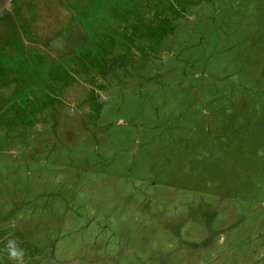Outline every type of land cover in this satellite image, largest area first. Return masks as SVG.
<instances>
[{
	"label": "rangeland",
	"instance_id": "rangeland-1",
	"mask_svg": "<svg viewBox=\"0 0 264 264\" xmlns=\"http://www.w3.org/2000/svg\"><path fill=\"white\" fill-rule=\"evenodd\" d=\"M12 1L33 11L27 92L0 71V102L20 89L0 107V249L264 264V0ZM11 33L0 13L1 49ZM58 39L61 64L38 47Z\"/></svg>",
	"mask_w": 264,
	"mask_h": 264
},
{
	"label": "crops",
	"instance_id": "crops-1",
	"mask_svg": "<svg viewBox=\"0 0 264 264\" xmlns=\"http://www.w3.org/2000/svg\"><path fill=\"white\" fill-rule=\"evenodd\" d=\"M8 5H10V6L13 5L12 9H14L16 11V13L20 16V18L22 20L21 27L23 30H25V28H26L25 26L30 24V17H31L30 13L33 11V8L31 7L29 9L30 13L28 12L26 15L29 19H27L24 17V15H25V14H23L24 10H22L21 14L18 13V11L16 10V7H15V4L13 3L12 0H8ZM20 8L25 9L22 7H20ZM10 27L11 26H9V27L7 26V28H10ZM12 27H13L14 33H11L10 41L7 44H5V48H3V49L0 48V71H4V73H11L14 80L16 81V79H18V84L19 85L22 84V87H24L23 84L25 82L22 81L23 80L22 77L25 78V76H26V71H24V58L25 59L27 58L26 50H25L24 46L22 44H20V42L18 43L19 35L16 32V30H18V28H16V26L13 23H12ZM38 58L41 59L40 57H38ZM20 59L22 61L21 66L17 63V68H15L13 66V64H15ZM19 74H20V76H18ZM17 76H18V78H17ZM21 78H22V80H21ZM0 79H1V77H0ZM19 91H20V89L15 90L11 94L5 95V97H3L1 102H0L3 105H1L0 107L13 104L12 102L16 100V94ZM24 91L27 92V89H25V87H24Z\"/></svg>",
	"mask_w": 264,
	"mask_h": 264
},
{
	"label": "flooded vegetation",
	"instance_id": "flooded-vegetation-1",
	"mask_svg": "<svg viewBox=\"0 0 264 264\" xmlns=\"http://www.w3.org/2000/svg\"><path fill=\"white\" fill-rule=\"evenodd\" d=\"M13 5L10 6L7 4V6L5 8H3L2 11H0L1 15L3 16V19L7 20V21H11L15 26L16 28H20L21 27V23H22V20L20 18V16L16 13V11L14 9H12ZM85 30V29H84ZM87 35V34H86ZM24 36V35H23ZM84 36V35H83ZM62 41H64V39H61L59 41L58 39V42L55 43L54 45V49L53 50H49L47 47H44L42 44H40L38 47L41 48L42 50H44V52H46L45 50H48L49 52H46L49 54V56H47L44 52V54L46 55V57H48L50 60H53V61H56L58 62L59 64H61V61L62 59L66 58V57H71L73 54L77 53L74 49L75 47L73 46V44H68L67 47H65L63 49V51H60V47L58 44L62 43ZM84 41V40H83ZM31 42V41H30ZM60 42V43H59ZM34 42H31V44H24L25 47L29 48V47H33V44ZM29 45V46H27ZM61 46V45H60ZM60 48V49H59ZM54 50L56 51V55L54 56L53 52ZM51 55V56H50Z\"/></svg>",
	"mask_w": 264,
	"mask_h": 264
},
{
	"label": "clouds",
	"instance_id": "clouds-1",
	"mask_svg": "<svg viewBox=\"0 0 264 264\" xmlns=\"http://www.w3.org/2000/svg\"><path fill=\"white\" fill-rule=\"evenodd\" d=\"M14 227V225H13ZM4 247L0 249L3 253L6 254L8 260L14 262V264H25L26 250L22 248L18 240L12 236L3 241Z\"/></svg>",
	"mask_w": 264,
	"mask_h": 264
},
{
	"label": "trees",
	"instance_id": "trees-1",
	"mask_svg": "<svg viewBox=\"0 0 264 264\" xmlns=\"http://www.w3.org/2000/svg\"><path fill=\"white\" fill-rule=\"evenodd\" d=\"M39 49H41V48H39ZM42 50V49H41ZM43 52H44V50H42ZM45 53V52H44Z\"/></svg>",
	"mask_w": 264,
	"mask_h": 264
}]
</instances>
